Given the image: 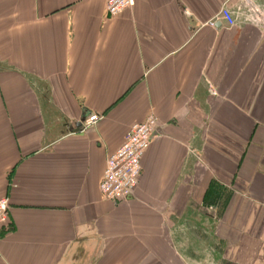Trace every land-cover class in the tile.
I'll list each match as a JSON object with an SVG mask.
<instances>
[{
    "label": "crops",
    "instance_id": "0c3cea01",
    "mask_svg": "<svg viewBox=\"0 0 264 264\" xmlns=\"http://www.w3.org/2000/svg\"><path fill=\"white\" fill-rule=\"evenodd\" d=\"M223 6L264 0L116 17L104 0H0V264H264V32L226 26ZM150 114L132 196L105 201L107 157Z\"/></svg>",
    "mask_w": 264,
    "mask_h": 264
},
{
    "label": "built area",
    "instance_id": "2783aa9c",
    "mask_svg": "<svg viewBox=\"0 0 264 264\" xmlns=\"http://www.w3.org/2000/svg\"><path fill=\"white\" fill-rule=\"evenodd\" d=\"M105 13L109 17H116L123 11L131 8L135 0H104ZM216 19L226 26L232 27L243 22L257 26L264 32V6L248 7L246 11L236 14L222 7ZM211 21L209 26H213ZM97 115L90 116L84 122L87 129L98 122ZM158 124L155 115H148L141 123L133 124L125 134L121 145L111 153L105 163L99 190L105 201L116 202L132 196L141 172V160L148 149L151 138ZM9 203L7 198H0V229L7 223Z\"/></svg>",
    "mask_w": 264,
    "mask_h": 264
},
{
    "label": "rangeland",
    "instance_id": "374dc122",
    "mask_svg": "<svg viewBox=\"0 0 264 264\" xmlns=\"http://www.w3.org/2000/svg\"><path fill=\"white\" fill-rule=\"evenodd\" d=\"M199 211L204 215L217 217L216 209L212 205H205L204 207L200 206ZM241 253L237 255V258L243 261H248L256 250L255 243L247 240H242L240 245Z\"/></svg>",
    "mask_w": 264,
    "mask_h": 264
}]
</instances>
